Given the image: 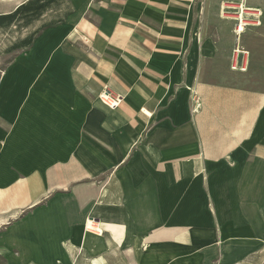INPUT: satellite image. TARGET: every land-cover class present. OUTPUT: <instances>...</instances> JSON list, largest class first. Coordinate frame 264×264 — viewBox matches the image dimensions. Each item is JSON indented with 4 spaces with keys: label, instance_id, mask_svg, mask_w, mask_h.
<instances>
[{
    "label": "crops",
    "instance_id": "crops-1",
    "mask_svg": "<svg viewBox=\"0 0 264 264\" xmlns=\"http://www.w3.org/2000/svg\"><path fill=\"white\" fill-rule=\"evenodd\" d=\"M191 1L0 0L1 264H264V0Z\"/></svg>",
    "mask_w": 264,
    "mask_h": 264
},
{
    "label": "built area",
    "instance_id": "built-area-1",
    "mask_svg": "<svg viewBox=\"0 0 264 264\" xmlns=\"http://www.w3.org/2000/svg\"><path fill=\"white\" fill-rule=\"evenodd\" d=\"M220 9V18L230 20L233 23V33L238 38L240 35L239 28L242 26L244 29L250 27H257L261 24V11L257 8H248L245 7L242 3H235L232 1H223V3L219 7ZM235 10H239V14L235 17L232 15ZM232 54L230 57V69L232 71H245L246 65L244 62V58L247 56V52L241 49H234L232 50ZM98 98L100 102L107 107L108 109H115L123 101V98L112 92L111 90L107 89L106 87L103 88L101 93L99 94ZM200 106V103L197 102L195 104V109ZM194 109V110H195Z\"/></svg>",
    "mask_w": 264,
    "mask_h": 264
},
{
    "label": "rangeland",
    "instance_id": "rangeland-1",
    "mask_svg": "<svg viewBox=\"0 0 264 264\" xmlns=\"http://www.w3.org/2000/svg\"><path fill=\"white\" fill-rule=\"evenodd\" d=\"M25 1V0H22ZM223 1H232L233 0H194L191 1V3L194 5L195 4V8L200 6L201 9V15L203 14L205 16L204 21L206 24V30H207V34L208 35H213V34H222L223 35V39L227 38L228 33L230 34V28L221 29V26H217V24H221L225 21H220L219 20V14H220V5L223 3ZM235 12L237 13H233L232 15H234L235 17L239 14V10H235ZM222 37V36H221ZM226 40L222 43H220V50L218 52L217 55H219V61H220V68L222 69V71L225 70L226 67H228V62H227V57L228 55L231 54V47H228V45L226 44ZM225 55V56H224ZM224 56V57H223ZM8 62L7 60L4 59H0V65H3L5 63ZM1 264V261H0Z\"/></svg>",
    "mask_w": 264,
    "mask_h": 264
},
{
    "label": "bare ground",
    "instance_id": "bare-ground-1",
    "mask_svg": "<svg viewBox=\"0 0 264 264\" xmlns=\"http://www.w3.org/2000/svg\"><path fill=\"white\" fill-rule=\"evenodd\" d=\"M245 31V29L241 26L240 28H239V33L241 34V33H243ZM91 224V223H90ZM90 228V227H89ZM92 228V227H91ZM145 241H144V243L145 244H147L149 241H152V240H154L153 238H151V237H149V238H145L144 239ZM153 242V241H152Z\"/></svg>",
    "mask_w": 264,
    "mask_h": 264
}]
</instances>
